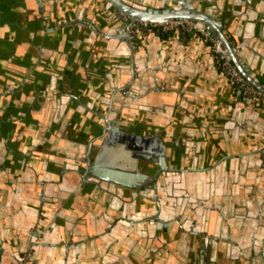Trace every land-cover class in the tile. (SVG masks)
<instances>
[{
  "label": "crops",
  "instance_id": "crops-1",
  "mask_svg": "<svg viewBox=\"0 0 264 264\" xmlns=\"http://www.w3.org/2000/svg\"><path fill=\"white\" fill-rule=\"evenodd\" d=\"M214 1L264 85V0ZM41 4L0 0L2 264H264V107L195 34L138 35L132 60L110 0ZM124 139L167 154L157 189L88 174L129 166Z\"/></svg>",
  "mask_w": 264,
  "mask_h": 264
},
{
  "label": "water",
  "instance_id": "water-1",
  "mask_svg": "<svg viewBox=\"0 0 264 264\" xmlns=\"http://www.w3.org/2000/svg\"><path fill=\"white\" fill-rule=\"evenodd\" d=\"M136 1L137 0L134 2L131 0H110L112 7L118 11L121 19V25H119L113 33L109 34V36H111V38H115L117 41H124L130 45V55L132 60L135 58L136 54V50L134 46H132V43L134 44L138 35L145 36L142 33H137L130 39L128 36V29L129 22L132 18L161 21L183 19L197 20L203 22L207 29L211 31L215 39L221 42L222 49L226 52L233 64L244 74V76L253 85L264 91V85H262L255 78V75L248 68L247 64L239 57L237 50L241 47L240 41L242 37L230 28L226 21L222 19V15L220 14L221 12L218 8H216V2L214 0H164L161 2H158L157 0H141V2ZM38 2L41 4V0H38ZM42 13L46 18L45 11ZM81 23H83V19L79 17V15H76L68 22H58L54 25L45 23V28L49 32L57 31L59 34L63 32L62 29L68 24L75 25ZM165 35L166 34H163V36ZM131 68L135 69V65L133 63L131 64ZM223 76L228 80L224 74ZM127 90L126 92H129ZM236 92H238L239 97H245L247 101H257L264 107V104H262L258 99L245 96L237 87ZM113 128L114 127L109 126L107 131L109 132V130H112ZM112 134L113 133L111 131L106 137H104L103 143L105 147L107 145L106 148H108V146L116 145ZM125 136H127V138L129 137V135ZM124 141L127 144V148L124 151V157L127 158L126 162L129 166L119 164L120 160L115 157L116 151L114 150L111 152L112 158L110 156L107 158L108 163L106 167L102 168V170H99L96 166L88 167V174L99 178L100 181L119 183L134 188L139 193H142L146 187H154L157 189L160 175L170 169L167 162V154L161 149L156 151L147 150L146 146L140 144L141 142L132 146L127 139H124ZM142 161H149L150 163H147V166H151L150 169L146 170V168H143L141 165ZM27 262L26 264H28ZM0 264H2L1 257Z\"/></svg>",
  "mask_w": 264,
  "mask_h": 264
},
{
  "label": "built area",
  "instance_id": "built-area-1",
  "mask_svg": "<svg viewBox=\"0 0 264 264\" xmlns=\"http://www.w3.org/2000/svg\"><path fill=\"white\" fill-rule=\"evenodd\" d=\"M173 31H180L183 35L195 34L207 43L217 63L218 70L247 97L258 99L264 104V91L253 85L244 74L233 64L226 52L222 49L221 42L216 40L210 30L201 21L183 20H144L132 18L129 22L128 36L137 33L143 35L151 33L167 34Z\"/></svg>",
  "mask_w": 264,
  "mask_h": 264
}]
</instances>
